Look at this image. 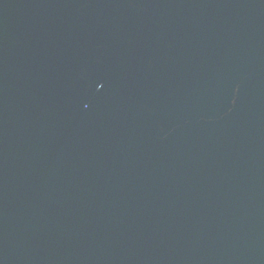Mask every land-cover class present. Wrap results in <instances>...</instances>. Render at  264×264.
I'll return each instance as SVG.
<instances>
[{
  "label": "water",
  "instance_id": "1",
  "mask_svg": "<svg viewBox=\"0 0 264 264\" xmlns=\"http://www.w3.org/2000/svg\"><path fill=\"white\" fill-rule=\"evenodd\" d=\"M0 264H264V0H0Z\"/></svg>",
  "mask_w": 264,
  "mask_h": 264
}]
</instances>
